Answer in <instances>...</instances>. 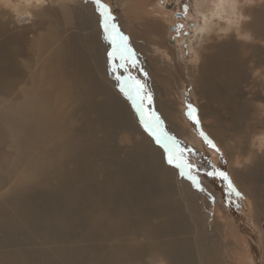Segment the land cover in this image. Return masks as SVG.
<instances>
[{"label": "bare ground", "instance_id": "6f19581e", "mask_svg": "<svg viewBox=\"0 0 264 264\" xmlns=\"http://www.w3.org/2000/svg\"><path fill=\"white\" fill-rule=\"evenodd\" d=\"M37 1L49 6L44 8L45 13L56 8L54 0ZM118 1L125 12L129 0ZM249 1L250 5L244 6V0H212L201 26L188 36L180 28L172 34L173 21L164 11L139 23L136 34L129 33L135 26L131 20L125 31L145 82L171 81L172 87L160 86L152 94L154 112L168 136L191 137L174 90L181 93L189 85L197 97L203 93L207 96L198 106L201 117L211 120L205 124L207 131L231 158L233 181L258 217L264 216V126L248 132L242 150L230 152L232 147L227 149L222 141L226 135L221 123L228 122L224 116L228 112L238 117L251 112L257 119L264 113V68L253 70L259 74L252 77L254 90L250 96L239 90L245 77L243 51L254 46L264 49V2L256 5L254 0ZM9 2L0 0V94L15 93L16 97L0 105V144L9 140L12 154L8 160V155L0 152V188L12 175L16 179L0 195V264H83L84 260L94 264H148L144 258L151 257L152 252L158 253L165 264H221L224 247L216 240L231 234L223 205L217 195L207 204L215 205L221 213H216L212 221V226L220 228L217 232L209 227L205 205L195 196L197 187L204 188L202 180L209 181L208 176H198L201 184L197 185L192 176L181 175L180 168L168 163L164 147L155 145L148 131L137 129L135 121L140 123V116L121 92V81L114 78L118 66L110 62L106 51L110 42L102 34L100 11H88L79 17L82 32L54 38L38 33L34 38L28 35L35 33L29 26L35 17L29 9L31 0L24 1L29 14L18 19L26 22L20 29L8 26L9 18L18 12ZM58 6L65 8L66 3ZM33 45L35 59L25 55L22 60L30 66L38 63V69L29 70L24 85L25 75L17 58ZM259 61L264 66V60ZM70 64L74 67L71 73L67 72ZM162 69L171 76L161 74ZM132 70L128 68L126 73ZM167 88H172L171 96ZM112 90L121 94V100ZM108 126L123 127L140 136V144L129 150L125 159L115 160L113 151L106 150L112 137ZM96 128L101 130L100 136H96ZM98 154L109 156L99 180L94 160ZM6 162L8 166L3 169ZM39 189L43 194H38ZM41 194L44 202L38 204L37 195ZM151 217L158 222L155 219L156 223H149ZM77 226L82 232L76 240L61 244ZM259 231L264 238V230ZM35 239L40 241L38 245H33ZM260 249L255 246L251 264L257 262ZM261 257L264 259V253ZM155 260L150 264H156Z\"/></svg>", "mask_w": 264, "mask_h": 264}, {"label": "rangeland", "instance_id": "374dc122", "mask_svg": "<svg viewBox=\"0 0 264 264\" xmlns=\"http://www.w3.org/2000/svg\"><path fill=\"white\" fill-rule=\"evenodd\" d=\"M26 0H10L9 3H11L12 7H15V10L18 11L16 12L15 16H11L9 18V27L10 29H20L25 26H21L22 24L26 22H18V19L20 16L23 15H28V8L27 3L24 2ZM242 1V0H239ZM246 4L244 6L250 5L249 0H244ZM264 0H254V3L256 5H260L263 3ZM66 3L65 8H59V4ZM102 3L107 4L108 7L110 8L112 15L114 16V23H116L120 29V31L127 36L126 25L128 21L131 20V22H134L135 26L133 29H130L129 33H134L136 34L138 31L136 30V27L139 23L144 22L147 18L151 20V17L153 13H164L168 12L169 13V18L173 21L170 24V31L176 32L178 29L177 26H182L180 27V30H182V33H184V36L192 35L195 32V28L198 26H201L200 24L203 22V14H208L210 12V8L212 6V0H129L127 2L126 8L127 9L125 12H123L121 9V4L118 0H102ZM29 9L32 10L35 13V17L32 22L29 23V26L35 31L29 33V36H33L36 38L38 33L47 35L48 37H65L70 33H79L82 32V25L79 23V17H82V15L85 12H92L95 13L98 11L97 5L95 4L94 0H54V6L56 7L55 9L50 8V13H45L46 7L49 8L46 4L43 5L37 0H31V3H29ZM14 5V6H13ZM17 5L22 6L24 11H20ZM187 5V12L185 13L184 11V6ZM142 12V13H141ZM128 15V18L125 16ZM145 13V14H144ZM240 12L238 13V15ZM126 17V18H125ZM129 19V20H128ZM241 18L238 17L237 20H240ZM126 20V21H125ZM236 20V21H237ZM147 21V20H146ZM21 26V27H20ZM141 27L138 26V28ZM7 28V27H6ZM172 29V30H171ZM176 29V30H175ZM88 30H92V27H88ZM172 32V34H174ZM103 36L104 32L102 33ZM250 38L248 37L247 41ZM109 43V41H107ZM262 44V43H261ZM264 44V43H263ZM111 45V46H110ZM36 46H29L27 48V52H24L21 54V56H18L17 61L20 62L19 66L21 67V72L25 75V79L21 84L24 83V85L28 82V74L29 70H36L38 69V63H33L32 66L29 65V63L25 62L22 60L25 58L27 55L30 56V58L35 59L36 57V50L33 48ZM109 49V50H108ZM106 51L107 54L112 51V44L109 43L108 46H106ZM26 55V56H25ZM24 56V57H22ZM241 61H243V64L245 65V77L241 82L239 83V90H242V92H246V96H250V93L254 90L253 85V79L257 78L258 72L253 71L255 68H264L262 63L259 61V59L264 60V49L261 46H254L252 48H247L246 50L243 51V55L241 57ZM110 62H113L115 67L116 65L118 66L120 63L124 62L126 67H117L116 73L113 74L114 78L116 79L118 76L121 77V80H123L125 77L130 75L131 77L135 78V80H139L143 85H144V90L141 92V95H151V104H148L147 100L144 101L145 108L150 109L154 111V104L152 102V94L157 90L160 89V86H165L170 85L171 81L169 80H164L162 83L161 81H152L145 82V77L143 73L139 74V69L137 65L135 67L132 66L130 62L127 61H121L116 59L114 61L110 60ZM117 63V64H116ZM128 68H132V71L127 74ZM74 67L73 65H69L67 67V72L71 73L73 71ZM125 72V73H124ZM161 74L168 76H171V74L166 71L165 69H162L160 71ZM117 74V75H116ZM125 76H123V75ZM135 76V77H134ZM145 76L147 74L145 73ZM100 79V78H99ZM174 79V77L170 78V80ZM105 80V79H104ZM121 80H118L120 83ZM101 81L103 82V79L101 78ZM145 83H144V82ZM156 82V83H155ZM105 83L111 87L112 85L109 83V81H105ZM20 84V85H21ZM185 84V83H184ZM19 85V88H20ZM23 85V86H24ZM158 85V86H155ZM258 85H260L258 83ZM22 87V86H21ZM157 87V88H156ZM187 88H183L181 90V93L179 92L178 89L174 90L175 96L179 97L180 100V106L179 109L184 115V123L187 129H189L191 133V137L189 139H186L187 134H182L181 136H176L174 137L175 141L178 142L176 145L177 149V156L181 160V162H186L188 164H191L193 167L189 168H184L183 171L188 175L192 176L195 180H197V185L201 184V180L198 179V176H204L205 178L208 176L209 181H205L203 183V189L202 187H197V191L201 192L198 193L196 191L195 196L198 198L199 196V202H203L204 211L207 212L208 214V224L209 227H213L214 231L218 230L220 231V228L217 226H212L214 223V216H220V211L219 209H216V206H207L209 201L211 200L213 195H217L216 199L220 205H223L222 212L225 213V221L227 222L226 228L230 231L231 234H226L223 235L219 240H214L217 241L218 246H223L224 251L221 253L223 254L224 257H220V263L221 264H251V256L253 255V252H255V246L260 247L262 249L257 251L256 253L259 255L257 257V262H253L254 264H264V259H262L261 255L264 253V238L260 235V228L264 230V216L260 215L258 217L254 216V212L252 207L249 205L248 201L246 200V195L238 190L236 187L233 178L231 176V171H230V166H231V158L225 153L224 148L222 147L221 144H219V140L214 139V137L207 131V128L205 124L208 121H211L209 118L208 119H203L200 114L199 110V103H203L206 99L207 96L203 93L202 95L200 94L199 97L195 95V91L192 90V87L187 85ZM241 87V88H240ZM155 88V89H154ZM169 89V90H168ZM171 89L172 88H167L168 95L169 93L171 94ZM244 89V90H243ZM258 90V86L256 88V91ZM113 94L118 96V100H121V94L118 93L115 90L111 91ZM120 95V96H119ZM133 95H135L133 91ZM171 96V95H169ZM15 93L10 94L9 96H4L0 94V105L6 103L7 101L10 100H15ZM21 97H18L20 99ZM222 98L217 100L215 105L218 103H221ZM139 102V101H138ZM63 103V102H62ZM130 103L133 107V110L137 112L136 107L133 105V100L130 99ZM192 105L193 108H195L196 112L195 115L197 117V120H193L189 115V108L188 105ZM64 106H67L65 104ZM222 113H225V110H221ZM139 113L137 112L136 116H138ZM228 115V116H227ZM244 115H248L245 119ZM262 116H258V119L256 116H254L251 112L250 113H244L240 117H238L236 114L233 112H228L227 114L225 113V117L228 118V122H221L224 124L223 128V135H226L225 137L222 136V141H224V146L227 147V149L231 148L232 151L230 152H237L242 150L246 146V138L248 140L247 135L249 134L248 132H251L252 130H257L259 129V126H264V113L261 114ZM91 116H94V113H91ZM140 116V115H139ZM247 120V121H246ZM240 121V122H239ZM141 123V122H140ZM139 121H135V124L137 126V129L145 131L143 124L141 123L140 125ZM248 124L246 126V124ZM259 123V124H258ZM262 123V125H261ZM258 125V126H257ZM142 126V127H140ZM245 127V128H244ZM108 131L111 132V140L108 143L106 150L111 152L113 151V156H115V160H122L126 158V154L129 150H132L136 148L140 144V136L135 133H131L128 130L125 131L123 127L121 128H116L114 126L107 127ZM122 129V130H121ZM232 129V130H231ZM235 129V130H234ZM246 129V130H245ZM226 130V131H225ZM129 132V133H128ZM204 133L210 139L215 145L216 148L219 149V151L216 150V148H213L209 143L204 138V135L201 133ZM96 136L101 135V130L99 128H96L95 131ZM243 135V136H242ZM136 136V137H135ZM259 136V138H261ZM152 138V137H151ZM147 142V141H146ZM10 141L7 140L0 144V152L3 154L8 155V160L12 158V154L10 155ZM157 143L155 142V145ZM9 145V146H8ZM161 145V144H157ZM131 147V148H129ZM108 148V149H107ZM240 149V150H239ZM230 150V149H229ZM8 153V154H7ZM182 153V155H181ZM221 154H223V158H221ZM108 154L103 155H96L94 157L95 160V166H96V177L97 179H101L103 176V165L107 163ZM112 156V155H111ZM107 159V160H106ZM103 161V162H102ZM8 162V161H7ZM7 162L3 166V169H6L8 164ZM104 163V164H103ZM116 163L114 162L113 165L111 166L108 165V168H112ZM7 165V166H6ZM69 167L72 166V164H68ZM102 168V169H101ZM197 168V169H196ZM244 169L241 167V170ZM196 170V171H195ZM198 170V171H197ZM213 171H223L227 173L229 179L231 180L232 185L234 186L236 191H232L229 186H228V181L224 180L222 177L219 175H208L209 172ZM199 174V175H198ZM197 175V176H196ZM207 175V176H205ZM211 180H210V178ZM16 175H12L10 179L7 181V183L3 186V188L0 190V195L3 193H6L8 191V188L15 183ZM200 180V182H198ZM210 183V185L207 187V184ZM200 183V184H199ZM205 183V184H204ZM212 188V189H211ZM201 191H200V190ZM209 190V191H208ZM215 191V192H214ZM241 193V195H237L236 192ZM262 191V190H261ZM205 194H203V193ZM210 192V193H209ZM42 193L43 190L39 189L38 194ZM198 193V194H197ZM262 193V192H261ZM37 195V201L38 204L44 202L43 196ZM197 194V195H196ZM203 194V196H202ZM205 195V196H204ZM206 196H209V199L206 198ZM202 197V198H200ZM204 197V198H203ZM202 199V200H201ZM207 201H206V200ZM198 200V199H197ZM206 202V203H205ZM215 202V200H214ZM207 207V208H206ZM184 208V207H183ZM214 209V210H213ZM216 210V212H214ZM56 209L55 212L56 213ZM210 213V214H209ZM215 213V214H214ZM218 215H217V214ZM210 218V219H209ZM260 218V219H259ZM157 218L151 217L148 221L149 223H156ZM159 220V219H158ZM157 220V222H158ZM221 220V218H220ZM260 220V221H259ZM213 221V223H212ZM212 223V224H211ZM260 226V228H259ZM215 227V228H214ZM245 227V229H244ZM248 227V228H246ZM80 226H77L75 228V234L72 233L68 237L63 238L61 244H69L73 242V240H76V235L80 234L82 231L80 229ZM259 228V229H258ZM56 229H53V232ZM78 231V233H77ZM233 231L235 235L232 236L231 232ZM249 234H248V233ZM251 233V234H250ZM1 234V233H0ZM248 234V235H247ZM247 235V236H246ZM22 237V235H20ZM20 237V238H21ZM250 237V238H249ZM233 238V239H232ZM247 238V239H246ZM38 239L33 240V245H38ZM216 241H213L216 243ZM40 242V241H39ZM253 242V243H252ZM257 242V243H256ZM253 244V245H252ZM32 245V246H33ZM252 245V247H251ZM230 246V247H229ZM249 251V252H248ZM151 258L150 256H146L144 260L146 263L150 264V262L154 259H157L155 261L156 264H165L164 260L160 257H158V253L152 252ZM256 253L254 254L256 257ZM157 254V255H156ZM251 255V256H250ZM226 257V258H225ZM261 257V258H260ZM260 259V260H259ZM83 264H94V262L90 261H85ZM120 264H125V263H120Z\"/></svg>", "mask_w": 264, "mask_h": 264}, {"label": "snow or ice", "instance_id": "6c2138e0", "mask_svg": "<svg viewBox=\"0 0 264 264\" xmlns=\"http://www.w3.org/2000/svg\"><path fill=\"white\" fill-rule=\"evenodd\" d=\"M97 5L98 10L101 13L102 25L105 34V39H107L112 44V51L108 53L110 60L114 61L116 59H120L121 61H127L132 64L133 67L136 66L135 52L131 49L130 45L127 43L128 37L125 36L119 29L118 25L114 23V16L107 4L102 3V0H94ZM185 13L187 12V5L184 6ZM179 29L182 26H176ZM118 67H126L125 63L122 62L118 65ZM115 67L113 71H115ZM118 80H121V77H117ZM120 90L129 99L133 100V105L136 107L137 112L140 115V122L143 124L146 131H148L156 140L157 144H161L165 151L167 152V161L169 164H175L176 167L181 169V175H185L186 173L183 171L184 168L193 167L191 164L186 162H181L180 159L177 158V149L176 145L178 144L175 141L174 137L168 136L166 132L163 131L161 125L162 121L158 114L154 111L145 108L144 101L147 100L148 104H151V95H141V92L144 90V85L139 81L135 80V78L130 75L121 80ZM133 91L135 95H133ZM139 101V102H138ZM189 112L188 115L193 119L197 120L195 115V108L192 105H188ZM198 123V120H197ZM204 135V133H201ZM205 140L209 143L213 148H216V145L208 139L206 135H204ZM219 151L218 148H216ZM182 155V153H181ZM221 158H223V154H221ZM208 175H219L224 180L228 181V186L232 191H236L234 186L231 183L227 173L223 171H213L209 172ZM192 178V177H190ZM237 195H241L238 191Z\"/></svg>", "mask_w": 264, "mask_h": 264}]
</instances>
